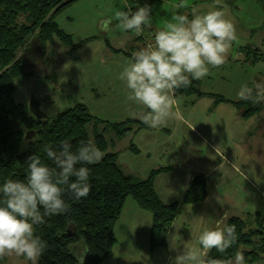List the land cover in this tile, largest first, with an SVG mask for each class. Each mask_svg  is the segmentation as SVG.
<instances>
[{
    "label": "trees",
    "instance_id": "1",
    "mask_svg": "<svg viewBox=\"0 0 264 264\" xmlns=\"http://www.w3.org/2000/svg\"><path fill=\"white\" fill-rule=\"evenodd\" d=\"M77 1L0 0V183L9 178L24 179L26 161L33 154L55 167L47 159V148H56L63 141L74 147L81 141H91L88 127L94 117L86 105L76 103L55 117L37 119L25 105L16 101V81L20 77L38 75L49 78L52 73L51 61L46 59L48 43L59 38L64 44L73 45L72 36L60 28L56 19ZM176 90L202 95L194 87ZM250 101L239 103L242 107L248 106L244 113L246 117L258 112L248 105ZM29 131L36 132L32 140L25 138ZM95 145L105 152L107 143L103 134H96ZM88 167L92 183L89 196L77 201L66 194L67 211L45 217V222L36 226V234L47 245L39 264H79L80 261L102 264L113 254L117 243L115 226L129 198L152 213V247H164L179 205L163 204L154 190L152 178L142 181L127 176L119 167L115 154H106L98 163ZM203 184L201 179L194 181L187 196L188 202H198L206 196ZM232 225L237 233L233 247L225 254L213 249L205 259L233 260L236 252L242 251L245 261L250 263L259 256L251 246L255 237L259 233L264 235V231L257 232L239 217L228 220L227 226ZM260 250L264 254V244Z\"/></svg>",
    "mask_w": 264,
    "mask_h": 264
},
{
    "label": "crops",
    "instance_id": "2",
    "mask_svg": "<svg viewBox=\"0 0 264 264\" xmlns=\"http://www.w3.org/2000/svg\"><path fill=\"white\" fill-rule=\"evenodd\" d=\"M110 15L99 19L101 26L98 31L96 28L93 31L88 29L87 35L82 36L79 40L74 39V33L66 32L73 38L72 46L64 44L59 38H56L52 43L53 48L59 40L61 41L60 46L67 49L63 52L66 58L65 63L61 64L62 67L59 71H64L68 66L67 72L70 71L71 73L65 75V80L73 84L70 94H59V100L60 102L63 100L64 103L61 106H67V109L71 108L70 105L73 102L74 104L86 105L94 117V122L88 127L93 145L96 146V134H103L107 143L105 152H101L102 156L115 154L119 167L127 176L142 181L152 178L154 190L163 204L167 206L179 205L178 215L167 233L165 246L157 248L165 253L166 258L162 264H171V261L182 252L184 242L191 240L194 245L199 234L205 228L217 227V222H220V227H225L230 218L239 217L247 221L250 228H254L251 219L256 218L258 212L255 214L246 213L248 214L246 216L244 211L247 208L246 206L235 207L234 209L239 210H236L234 214H231L230 210H221L223 204L220 202L224 199L217 194L219 187L227 184L226 181L233 178L230 169L226 168V165L233 170H236V167L228 164V158L224 154L222 157L218 148L213 144L212 141L217 143L221 141L211 138V132L214 135L216 129L212 130L207 122L198 124L196 121L199 116H202L194 112L197 101H194L193 105L183 112L180 109L179 101L182 97L187 98L188 95L174 90L172 95L175 100L173 105L175 115L155 127L144 123L142 119L145 112L144 106L128 99V90L119 79V74L132 58L133 53L152 41L155 32L149 29L140 36L125 33L121 31L118 23ZM68 18V22L75 23L76 18ZM108 18H112V25L108 30H104L103 21ZM90 25L87 24L88 27ZM64 31L66 30L64 29ZM39 89L44 91L39 94L42 106L45 104L51 106L53 101L51 97L48 98L49 94L45 90L47 88L43 81L39 83ZM200 92L202 93V95L198 94L200 101L204 98L214 100L209 110L207 109L208 106H202L201 113H204L206 109L208 113L215 112L221 106L227 105L233 108L235 116L239 115L242 118L241 123H248L254 118L244 116L242 106L239 105L244 100L234 102L223 96ZM24 98V100L16 98V101L25 105L28 102V97L24 96ZM100 101L105 102L104 112L96 114L97 112L94 111L91 105L95 104L99 109L98 104ZM229 110L231 111L230 108ZM209 118L206 117V121H209ZM254 133L255 130L247 133L242 129L239 137L251 139ZM218 134L221 136L220 132ZM232 135L235 136V134ZM222 143L225 142L222 141ZM121 160L125 163L123 164ZM125 164L128 165L129 170L123 169L122 165ZM139 170L142 173H139ZM198 179L204 181L202 187L206 196L198 202H188L187 196L190 188L194 181ZM222 179H224L223 182H221ZM211 198H217L219 204H213L211 212H209L205 206L211 201ZM134 202L138 210L145 215V228H139L138 235L144 237V243L146 241V245H150L151 250L154 252L157 249L152 247L151 241L153 215L150 211L140 208L135 200ZM123 216L122 214L116 223V237L118 236L116 228ZM134 233H136V230ZM123 245L125 246V244ZM82 255L83 251L80 253V256ZM113 256H115L114 251L112 256L102 264H121V261H116ZM79 264H83V262L80 261Z\"/></svg>",
    "mask_w": 264,
    "mask_h": 264
},
{
    "label": "clouds",
    "instance_id": "3",
    "mask_svg": "<svg viewBox=\"0 0 264 264\" xmlns=\"http://www.w3.org/2000/svg\"><path fill=\"white\" fill-rule=\"evenodd\" d=\"M125 9L115 12L121 31L140 36L152 28L150 6L133 0ZM111 25L112 18L103 21L104 30ZM235 40V27L222 9L193 11L191 17L174 14L164 28L156 30L152 41L136 50L119 74L128 99L144 106V123L155 127L174 116V90L223 65ZM237 95L260 102L264 100V85H242ZM46 156L55 167L33 154L26 161L24 179L9 178L0 183V257L14 254L26 264H39L47 245L36 234V226L43 224L45 217L67 211L66 194L77 201L89 196L92 183L88 166L102 159L100 149L91 141H81L77 147L63 141L56 148H47ZM217 223L215 228H205L194 245L191 240L184 242L171 264H246L242 251L236 252L234 261L205 259L213 249L225 254L237 241L234 225L220 227Z\"/></svg>",
    "mask_w": 264,
    "mask_h": 264
},
{
    "label": "rangeland",
    "instance_id": "4",
    "mask_svg": "<svg viewBox=\"0 0 264 264\" xmlns=\"http://www.w3.org/2000/svg\"><path fill=\"white\" fill-rule=\"evenodd\" d=\"M136 2L140 6L148 5L151 7L153 15L151 29L154 32L164 28L174 14H185L191 17L193 11L206 13L211 10L222 9L225 12V18L233 23L236 40L231 44L225 63L219 67L210 68L209 74L202 79H192L187 87L192 89L194 87V89L204 93L223 96L228 100L239 102L243 101L237 95L242 85L253 86L256 83L264 85V0H207L205 2H197L196 0H136ZM126 3H133V0H79L60 14L56 20L61 26L60 28L63 31L66 30L65 33H74V39L79 40L82 36L87 35L88 29L93 31L96 28L98 31L101 26L99 19L102 17L105 18V16L111 14L110 17L113 16V20L118 23L115 19V12L125 9ZM133 7H135V4H133ZM68 17L76 18L75 23L68 22ZM95 21L97 22L95 23ZM87 24H91L90 27ZM52 43L47 44L46 50V59L51 60V68L53 67L49 78L46 79L36 75L16 81V98L24 100V96H27L28 102L25 106L28 110L32 96L39 99L40 92H44L39 89V83L43 81L47 88L45 90L49 94L48 98L51 97L53 101L52 107L46 104L42 106V110L48 117H55L67 109V106H61L64 102L63 100L60 102L59 94H70L73 86L72 82L65 80V75L71 73L70 71L67 72L69 67L66 66L64 71H59L62 67L61 64L65 63L66 58L63 52L67 49L60 46L61 41L59 40L53 48ZM118 43L120 42L118 41ZM186 95L189 98L182 97L179 101L180 109L184 112L185 109L187 110L193 105L194 101L198 102L194 112L202 116H199L196 121L198 124L207 122L212 130L216 129L214 135L211 132V138L221 141H218L219 143L212 141L213 144L218 148L222 157L224 154L228 158L227 163L236 167V170H233L226 165V168L230 169L233 178L227 180V184L219 187L217 194L224 199L223 203L220 202L223 204L221 210H230L231 214H234L236 210H239L234 209L235 207L246 206L247 208L244 209L245 214L258 212L256 218L251 219L250 216L254 223L253 227L257 232L264 231V100L260 102L251 100L248 105L251 108L258 109V112L249 115L254 118L248 123H241L242 118L239 115L235 116L231 106L224 105L217 111L208 113L207 109L209 110L212 107L213 99L204 98L200 101L197 92ZM73 105L74 102L70 106ZM104 105L105 102L100 101L98 104L99 109L95 104L91 106L98 114L104 112ZM202 106H208L204 113H201ZM247 108V105L242 107L243 113L247 111ZM206 117H210L209 121H206ZM242 129L247 133L255 130V133L251 139L239 137ZM218 132L221 133V136ZM232 134H235V136ZM222 141L225 143H222ZM216 159L219 158L216 157ZM121 162L125 163L122 160ZM122 167L124 170H129L127 164L122 165ZM138 172L142 173L140 170ZM223 181L224 179L221 180V182ZM216 199L211 198V201L205 206L209 212H211L213 204H219V200ZM127 202V206L122 213L124 216L116 228L118 240L113 250L115 253L114 259L121 261V264H162L166 258L164 251L155 248L157 250L153 252L150 245L147 246L146 241L144 243V237L138 235L139 228L145 226V215L135 206L133 198H129ZM135 230L136 233H134ZM262 239H264L262 233L255 237L251 249L256 251L259 256L247 264H264V254L260 250L261 245L264 244ZM0 264H26V262L13 254L0 257Z\"/></svg>",
    "mask_w": 264,
    "mask_h": 264
},
{
    "label": "water",
    "instance_id": "5",
    "mask_svg": "<svg viewBox=\"0 0 264 264\" xmlns=\"http://www.w3.org/2000/svg\"><path fill=\"white\" fill-rule=\"evenodd\" d=\"M30 113L37 119H47L48 115L42 110V101L35 96H32L31 102L29 104ZM36 137L35 131H29L26 133V140H32Z\"/></svg>",
    "mask_w": 264,
    "mask_h": 264
}]
</instances>
